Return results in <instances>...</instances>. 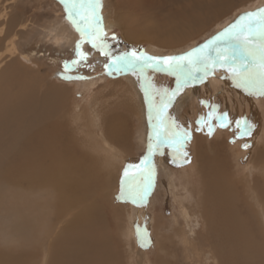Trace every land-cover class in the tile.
I'll return each instance as SVG.
<instances>
[{"label": "bare ground", "instance_id": "bare-ground-1", "mask_svg": "<svg viewBox=\"0 0 264 264\" xmlns=\"http://www.w3.org/2000/svg\"><path fill=\"white\" fill-rule=\"evenodd\" d=\"M254 4L255 0H101L100 15L105 33L119 28L126 40L137 42L144 36L161 50L195 40L234 10L252 12ZM79 39L60 0H0V221L4 223L0 242L8 246L7 251L0 250V264H33L38 247L41 255L35 264L144 260L139 257L135 263L136 256H142L137 239L146 206L111 204L121 188L122 169H129V176L122 178L127 190L135 179L130 167L135 161L134 138L138 146L146 139L148 98L143 81L132 72H119L121 79L110 80L116 78L105 69L108 59L87 43L82 45L89 55L86 62L65 71L66 77H85L75 86L74 103L67 99L68 86L51 87L31 77L35 71L31 67L37 64L55 75L63 72L66 57L75 59ZM146 75L155 85L156 75ZM209 76L184 88L167 115L191 120L189 100L222 90L224 77L215 71ZM232 85L228 113L256 124L252 135L243 139L250 147L241 150L228 133L214 128L208 136L194 129L196 158L189 163L177 160L167 148L160 151L163 161L156 183H161L163 200L167 198L173 208L168 231L179 227L173 237L179 235L175 239L184 247L175 250L173 238L165 239L168 234L154 227L160 235L154 264H264L254 256L243 258L256 252L244 235L253 242L260 231L264 238V229L246 216L241 231L232 211L237 188L243 186L248 207L257 209L260 228L264 227V96L249 94L234 80ZM180 100L188 103L178 115ZM160 222L161 216L156 225ZM116 236L125 258L117 250ZM16 247L19 250L12 251Z\"/></svg>", "mask_w": 264, "mask_h": 264}, {"label": "snow or ice", "instance_id": "snow-or-ice-1", "mask_svg": "<svg viewBox=\"0 0 264 264\" xmlns=\"http://www.w3.org/2000/svg\"><path fill=\"white\" fill-rule=\"evenodd\" d=\"M60 3L64 5L68 20L80 36L75 44V59L64 62V71H73L74 67L86 62L88 53L82 50V45L87 43L108 59L105 69H110L109 75L113 72H132L143 81L141 87L146 98H150L149 120L153 129L147 147L149 156L167 148L177 160L190 162L185 149L192 138L193 129L191 126L177 124L166 114V110L184 88L203 82L217 68L230 73L237 87L245 89L249 94L259 93L264 96V8L241 14L228 27L190 51L179 55L150 56L136 49L116 55L111 53L102 27L101 0H60ZM110 39L118 41L114 34ZM148 72H166L174 76L175 87L171 90L155 87L146 75ZM62 78L85 79L83 76L63 75ZM212 119L220 121L221 127L228 126L224 123L227 121V113L214 117L210 112L208 120ZM235 123L240 129L239 135H252L254 126L250 122L237 120ZM205 125L208 135H211L213 125L203 119L196 121L195 131H203ZM243 147L249 148L250 145L246 143ZM147 161L148 156L141 161V165H146ZM130 167H135L144 174L140 165ZM148 175V187H151V170ZM124 176H129L128 168L124 169ZM123 192L122 187V194ZM147 194V187L141 188L131 193L132 200L134 203L137 199L143 200Z\"/></svg>", "mask_w": 264, "mask_h": 264}, {"label": "rangeland", "instance_id": "rangeland-1", "mask_svg": "<svg viewBox=\"0 0 264 264\" xmlns=\"http://www.w3.org/2000/svg\"><path fill=\"white\" fill-rule=\"evenodd\" d=\"M254 5H256V6L254 7L253 11H256L259 8H264V0H259V1L255 0V4ZM245 13H247V12H245ZM241 14H243V12H238V10L232 11L228 16H225V18H223L219 23L213 25V27H211L209 30H207L206 32H204L203 34L198 36L195 40L190 41V42L184 44L183 46H179V47L163 48V49L159 50L156 46H153L152 42L148 41V39L145 38L144 36H142L143 38L140 41L131 42L129 40H126V38L124 37L123 32L119 28H114V29L110 30L109 32H107L105 38L108 40V43L110 45V51L114 55L119 54V53H124V52L130 51V50H133V49L142 50L143 53H145L147 55H150V56L179 55V54L185 53L187 51H190L191 49H193V48L205 43L206 41L211 39L213 36H215L216 34L221 32L223 29L228 27L230 24H232ZM113 34L116 37H118V41H113V40L110 39L113 36ZM151 48H153L152 51L149 50ZM92 50H94V49H92ZM86 53H88V52H86ZM87 58H89V57H87ZM72 59L73 58H71V57H69L68 59L66 57V61H71ZM29 68H30V66H29ZM31 68H32V70H35L34 73H33L34 75H32L31 77H34V78L37 77V79H39L38 81L44 82L45 84H47V86H51V87H54V86L57 87L58 85L68 86L69 89H70V96L71 97L68 96L67 99H71L72 100L71 103H74V101H75L74 96H75V90H76L75 86L81 81V79H74V78L64 79V78H62V75L65 76V71L59 72V70H56L57 72H59V74L55 75V72H52V70L49 69L48 67H47L48 68L47 69L46 67H44V65L39 67V65L37 64L34 67L35 69L33 67H31ZM68 72H71V71H68ZM218 72H220V73L222 72V74L219 75ZM118 74H119V72H113L111 75H109V77L111 76V77L116 78V79H110V80H112V81L113 80H118L120 78V76ZM152 74H155L156 77H157L156 78L157 81H154V83H155L154 86L155 87H157V88H168L169 90H171L172 88L175 87V77L174 76H172V75H170V74H168L166 72H152ZM215 74L218 77H224L223 79H221V81H222L221 82V87H222L223 91L222 90H216V92L215 91L214 92L210 91V92L205 93V94L202 93L201 94L202 96L200 95V100H197V99H194V101L193 100H189L188 102H189L190 106L193 105L192 108H189L190 111H191L190 114L192 115L191 120H189V121L188 120H183V119H180V118H177V117H175L174 120L177 122V124L178 123H182L183 127L191 126L193 131H194L195 127H196V121L197 120H201V119L206 120V121H208L209 124L213 125V130H214V128H216V129L220 130L221 132L228 133L230 138H231V142L240 143L241 145H239V146H241V148H242L241 150H245L246 148L243 147V145L246 144V143L250 145V143H248L246 140L245 141L243 140V139H246V136L239 135L240 129H238L236 127V123H235L238 120V118H235V117L232 118L233 114L232 113L231 114L228 113L229 96H227V93L229 91L228 88L230 86H233L232 85L233 79H231V76L228 75L227 73H225L220 68H217V70H215ZM54 76H55V78H54ZM209 79L211 80V82H213V79L210 76H209ZM228 83H230V84H228ZM61 88H63V87H61ZM213 93H216V94L213 95ZM203 99L205 100L206 103L204 102ZM184 101L185 100L178 101V102L181 103L179 111L177 113L178 115H179V113L181 114L184 111V109H186L185 106H186V104L188 102L186 103V101L185 102ZM202 101H203L204 104L201 103ZM213 107H214V111H213ZM169 109H170V107L166 110V114H169ZM210 112H212L214 117L218 116V115H221L223 113H227V121H225L224 123H226L228 126L227 127H221L220 126V121L215 120V119L208 120V115H209ZM145 115H146V118H145V129L147 128V131H146L147 133H146V137H145L146 139H145L144 143L142 144V146H138L137 145V138L136 137L133 140L134 141V145H135L134 146L135 149H133L134 152H135V161L133 162V165L134 166L140 165L141 168L144 169V174L142 175L140 173V171H138L134 167L133 171H134V175H135V179H134L135 182L133 181L131 187H128V190H127V188L124 187L125 181H123V179H122L123 176H124V168H123L122 171H121V176H122L121 179L122 180L120 179L119 184H118V186H120L121 188L119 189V191L114 192V194L112 196L111 204L114 205V206H117V207H127L128 204H130V205H132L134 207L135 206L137 207V205H145L146 206L147 209L141 210V212L143 214H145V216H143L144 220H145L144 221L145 223L143 224V228L140 230L139 239H137L139 241L138 242V244H139L138 249L141 252L142 256H139V255L136 256L135 263L139 261V257H140V262L144 259L142 261V264H154V260L157 258L158 252H159V249H160L159 241L156 238V237H158L160 235L155 233L154 227H156V230H159L161 232H164L165 234L166 233L168 234V235L165 236V239H167L168 236H170V238H173L172 241H170V242H172L171 244L173 246L172 245L171 246H172V248H175V250L182 251V249L184 247L183 246L184 244H182L183 242H181V241H177V240H180V239H175L176 237H179V235H177L175 238L173 237L174 232L177 231V229L179 227H172V231L169 234L168 230H170V229L167 226V224L169 223L167 218H168L169 215L173 214V212H172L173 208H172L171 202L169 200H167V198H166V200L165 199L163 200V196H162L163 192H162L161 183H156L157 175L161 173L163 158H160V151L154 152L151 156H149L148 151H147L149 137L153 135L152 125H151V122L149 120V116H150V98H148L146 103H145ZM235 119H237V120H235ZM229 122H231V123H229ZM255 126H256V124L254 125L252 131L255 130ZM193 131H192V138H191L190 142L188 143L189 145L187 144V147L185 149L188 152L190 161H192L193 159L196 158L195 157V151L196 150L194 149V144L196 143L195 142L196 138L195 139L193 138ZM199 132L203 133L204 136L205 135L208 136L207 126L205 125L204 126V130L203 131H199ZM252 140L256 141L255 139H252ZM260 144H262V143H260ZM165 150L168 152L169 149H165ZM146 156H148L147 164L146 165H141V161L144 160V158ZM166 156H167V154L165 153L164 154V159H167ZM246 157H248V155ZM246 157L244 156L243 159L246 158ZM149 170H151V172H152L151 187H148V184H149L148 171ZM122 187L124 189L123 194H122ZM144 187H147V191H148L147 196L144 197L143 200L137 199L136 202L134 203L133 200H132L131 193L135 192V191H138L139 189L144 188ZM236 194L238 196L236 195L233 198V200H234V204H236L237 210L235 208L232 211L235 213L234 214L235 218H237V222H238L237 228L240 229L241 231L244 230V228H243L244 226L243 225H246L245 217L247 216L248 217L247 219L249 221L254 220V222H252V223H256V226H259L257 228H259L260 230L264 229V227L260 228V223L259 222H261V219H260L259 213L258 214L256 213V212H258L257 209H250L248 207V203L250 205V200L247 197H245L246 193L244 191L243 186L242 187L240 186L239 188H237ZM104 200L107 201V200H110V199H109V197H105ZM188 202H190L189 199H188ZM244 209H245V211H244ZM246 209H248V210H246ZM1 210L4 211V209H1ZM132 210L135 211L137 209H132ZM3 211H2V214H3ZM254 215H256V216H254ZM159 216H161L162 222H160V224H157L158 225L157 226L156 225V219L159 218ZM3 224H4L3 221L2 222L0 221V226L3 227ZM116 226H117V224L114 225L113 228H112V232L113 233H115L116 230H117ZM203 227H205L206 230H207L206 220H205V223L203 224ZM241 228H243V229H241ZM252 228H253L252 230H255L254 225L252 226ZM243 233L244 232H241L242 235H243ZM241 234H240V236H241ZM244 236L245 237L244 238L242 237V238L245 240V242L247 244H251L254 248L256 246V248H258V250L259 249H261V250L264 249V245H263L264 238H260V236H262L261 231H260V236L258 234H256L255 235L256 238H254L255 236L253 237L254 238L253 242H250L251 240L247 239V238H249L247 235H244ZM115 239L119 243V241H118L119 238L117 236H116ZM0 240H2L1 234H0ZM174 244H175V246H174ZM118 245H120V247H118L117 250H120L119 251L121 253L120 255H122V257H124L123 256L124 254H122L123 253V249H124L123 248V244L119 243ZM235 247H237V246H235ZM254 248L252 249V251H256L255 252L256 254L253 253V254H251L249 256H246V257H243V258L247 260L248 258H251L252 256H254V257L257 258V260H263L264 259L263 258L264 257V251H263V253L262 252L260 253V252H258L256 250V248L254 250ZM7 249H8V246H5V244L0 242V250L1 251H5V250L7 251ZM14 250L18 251L19 248L18 247L13 248L12 251H14ZM204 251L206 252L207 250L204 249ZM36 254H37L38 258L36 257V259L33 262V264H35V263H37L39 261V256L41 255L40 247L37 248V253ZM237 254H238V252H237ZM218 255L219 254H216V258H218ZM178 256H179V254H178ZM237 256H239V257H237ZM237 256L236 257L238 259L241 258V256L239 254ZM210 258L212 260H214L213 256H210ZM172 259H174V258L172 257ZM208 259H209V257H208ZM218 263H219V261H218ZM201 264H205V263L201 262Z\"/></svg>", "mask_w": 264, "mask_h": 264}]
</instances>
